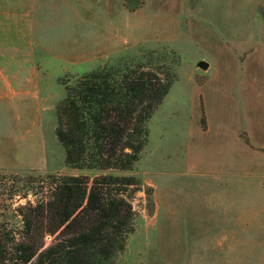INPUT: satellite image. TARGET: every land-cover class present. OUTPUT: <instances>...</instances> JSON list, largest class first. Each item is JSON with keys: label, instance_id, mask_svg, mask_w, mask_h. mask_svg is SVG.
<instances>
[{"label": "rangeland", "instance_id": "1", "mask_svg": "<svg viewBox=\"0 0 264 264\" xmlns=\"http://www.w3.org/2000/svg\"><path fill=\"white\" fill-rule=\"evenodd\" d=\"M124 1V7L132 13L147 2ZM188 1L179 5L176 18L169 22L178 26L175 48L156 35L137 36L115 54L102 55L98 65L142 55L149 49L169 48L181 56L176 65L178 79L149 120V142L131 171L67 166L65 148L54 132L59 100L25 101L14 96L1 98L0 94V139L3 137L6 144L11 137L19 145L11 163L0 162V229L9 233L18 230L21 221L17 208L34 202L38 197L35 193H41V189L49 190L48 175H74L79 171L92 180L97 174L114 172L138 177L141 186H130L126 192L135 214L133 231L125 250L112 264H264V147H255L248 139L251 126L264 145V115L263 110L247 107L248 101H243L237 89V75L246 72L248 59L259 65L253 74L264 76V52L257 46L250 53L252 45L264 42L258 35L255 39L251 35L254 30L264 31V0ZM26 4L32 12L40 13L37 8L41 7L43 14L66 15L33 21L32 26L40 31L44 27L52 38L76 31L83 35L93 31L96 35L97 26L107 23L111 29L118 24L140 31L145 16L153 13V7H149L147 12L129 14L122 0H0V13L13 16L16 11H30ZM192 7L196 17L190 25L187 8ZM28 24V20H0V61H17L19 55H26ZM212 47H224V52L216 54ZM201 60L212 65L202 69L198 66ZM73 75L77 74L66 73L60 79ZM209 77L212 80L203 85ZM27 106L35 107L36 114L22 113ZM207 119L210 128L204 131ZM236 153L239 173L231 177L228 174L236 168ZM148 187L152 188L150 194ZM236 188L239 207L244 200L245 225L223 227L221 221L227 219L230 224L235 219V207L228 213L223 209L226 198H236ZM220 235L243 239L239 245L228 246L215 242ZM53 238L46 235L45 246Z\"/></svg>", "mask_w": 264, "mask_h": 264}, {"label": "trees", "instance_id": "2", "mask_svg": "<svg viewBox=\"0 0 264 264\" xmlns=\"http://www.w3.org/2000/svg\"><path fill=\"white\" fill-rule=\"evenodd\" d=\"M181 56L149 49L85 73L62 77L55 135L66 165L131 171L149 142V120L178 79ZM49 190L17 208L21 225L0 229V264H112L126 248L134 211L126 195L134 175L50 174ZM149 194L152 188L148 187ZM54 236L45 246L46 235Z\"/></svg>", "mask_w": 264, "mask_h": 264}, {"label": "crops", "instance_id": "3", "mask_svg": "<svg viewBox=\"0 0 264 264\" xmlns=\"http://www.w3.org/2000/svg\"><path fill=\"white\" fill-rule=\"evenodd\" d=\"M155 0H147L146 4L142 8H138L133 13L126 9L125 1L122 0V6L124 11H127L129 14H138L142 13V11L151 10L149 7L152 6V2ZM194 1V0H193ZM208 1V0H207ZM206 1V2H207ZM209 2V1H208ZM27 3V2H26ZM189 3L187 0H157L153 9V13L147 14L145 16V25L140 31H137L135 27H131V25H124L122 28L118 27L117 29L113 25L112 29L108 25H98L97 26V34L86 32L84 35L78 33L77 31L74 33H67L65 35L58 34L56 37L52 38L47 35V30L42 28L43 30H37L36 26L32 23L35 20L40 19H52V18H60L66 15H57V14H43L41 10L43 8H37L40 13L32 12L30 4L27 5V10L19 12L16 11L13 16L9 14L0 13L1 19H14V20H28L29 26V43L27 45V53L19 55V60H7L0 61V94L1 98L14 96L18 98V100H61L66 95V88L59 81L60 77L65 75L66 73H76L82 74L85 73L98 65H100V60L102 55H113L117 50H121L126 47V44L132 43V39H135L137 36H148V38L152 35H156L158 39L168 40L170 45L174 46V40H176L177 27L176 28L171 24L176 18V12H179L180 4ZM3 8V7H2ZM20 9L19 5L16 7ZM78 9V6H77ZM190 19V25L193 23L192 20H195V7H192L191 10L187 8ZM191 12V13H190ZM74 17V15H73ZM172 21V22H171ZM155 22V24H153ZM171 22V23H169ZM176 25V24H175ZM193 33L195 28L193 27ZM196 31V30H195ZM181 34V33H180ZM190 35V28H188V37ZM255 39L256 35L259 36L260 40L264 39V31L260 33V30H254L251 34ZM162 36H165L163 38ZM255 36V37H254ZM177 41V40H176ZM195 41V40H194ZM154 42V41H153ZM160 41H157V43ZM193 42V41H192ZM194 43V42H193ZM260 46L259 49L264 52V42L259 43L258 45H252V50L250 53L255 51V48ZM175 48V46H174ZM211 50L214 52L223 53L224 47H212ZM264 55V53H262ZM26 56V59L24 58ZM23 57V59H21ZM208 62V61H207ZM209 66H211L212 62L209 61ZM245 63V62H244ZM246 72H243L240 75H237L239 78L238 85V93L241 95L243 101H248L246 104L247 107L251 110H263L262 114L264 115V76L254 75L253 69L259 67L257 61L248 59L246 61ZM241 78V79H240ZM212 80V77H209L207 82H204L203 85H206ZM247 100H246V99ZM27 105V104H26ZM18 108V113H20L19 104L16 105ZM39 110V109H38ZM22 113L27 115H35L36 109L35 107H24ZM259 113V112H258ZM19 115V114H18ZM57 120V117H56ZM208 122V119H207ZM252 122V121H251ZM57 123V122H56ZM226 127V126H225ZM56 128V127H55ZM210 128V123L208 122L206 128H203L204 131H208ZM251 131L252 135H248L249 142L251 145L255 147H264L263 144L258 140L261 135L254 134V130L250 126L248 131ZM55 132V130H54ZM243 132L242 140H243ZM238 139V133L234 135ZM8 141L5 144L3 137L0 139V162H5V165H8L12 162V158L15 150L18 148V144H14L11 137L7 138ZM244 141V140H243ZM238 151V150H237ZM238 162L239 158L236 153L235 155V167H232L229 171L231 177H238ZM243 165V161H242ZM78 169V168H75ZM236 169V171H235ZM227 172V169L223 171ZM79 173V171H78ZM75 173L74 174H78ZM242 177V171H241ZM226 179V178H225ZM234 191V188H233ZM227 192V191H226ZM236 198H226L225 207L223 212L228 213L232 212L235 207V219L230 220V224L227 219L223 221V227H242L245 225V221L243 219V205L244 200L242 198L241 207L238 205V189L236 188V192H234ZM243 195V194H242ZM225 201V199H224ZM229 206V209L227 206ZM253 222V221H250ZM221 224V223H220ZM219 224V225H220ZM218 225V226H219ZM221 226V225H220ZM214 237V236H211ZM219 238L217 243H222L225 245H239V242L242 241V236H228V235H220L217 236ZM241 240V241H239Z\"/></svg>", "mask_w": 264, "mask_h": 264}, {"label": "water", "instance_id": "4", "mask_svg": "<svg viewBox=\"0 0 264 264\" xmlns=\"http://www.w3.org/2000/svg\"><path fill=\"white\" fill-rule=\"evenodd\" d=\"M198 66L201 67L202 69H207L209 66V63L207 61L201 60L199 61Z\"/></svg>", "mask_w": 264, "mask_h": 264}]
</instances>
